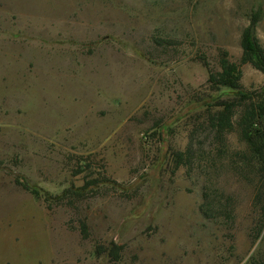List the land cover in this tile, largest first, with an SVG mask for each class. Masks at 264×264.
Instances as JSON below:
<instances>
[{
    "label": "rangeland",
    "instance_id": "374dc122",
    "mask_svg": "<svg viewBox=\"0 0 264 264\" xmlns=\"http://www.w3.org/2000/svg\"><path fill=\"white\" fill-rule=\"evenodd\" d=\"M259 8L264 49V0H0V264H264L252 187L192 137L211 97L231 98L200 58L238 63ZM110 243L118 262L95 253Z\"/></svg>",
    "mask_w": 264,
    "mask_h": 264
},
{
    "label": "trees",
    "instance_id": "16d2710c",
    "mask_svg": "<svg viewBox=\"0 0 264 264\" xmlns=\"http://www.w3.org/2000/svg\"><path fill=\"white\" fill-rule=\"evenodd\" d=\"M261 18V9H257L250 18L248 25L240 35L241 57L238 63L228 59L226 51H219V71L209 69L207 62L200 58L207 71V85L212 92H229L231 98L222 100L220 96L212 98L206 104V110L201 121L192 132L204 134V140L212 146L216 157L226 159L234 172L245 180L253 191L252 206L257 212L258 220L252 230V242H255L264 227V89L260 91L244 89L241 85V66L249 65L254 70L264 74V49L255 35L256 26ZM168 42H163L159 45ZM228 136H233L242 149H230ZM195 149L190 144L184 152H175V169L180 165L193 163ZM18 183L24 190L36 194L25 183ZM98 183V182H97ZM96 182L86 181L80 188H68L62 192L59 200L67 199L70 205L77 199H83L89 189L97 187ZM88 189V190H87ZM45 202V201H44ZM78 230L83 239L89 237V227L86 219L78 220ZM122 247L110 243L108 247L98 246L97 255L107 254L111 261L121 259Z\"/></svg>",
    "mask_w": 264,
    "mask_h": 264
}]
</instances>
